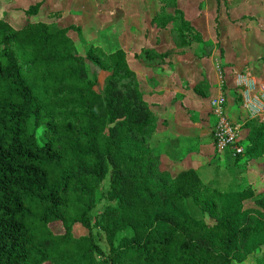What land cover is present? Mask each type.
<instances>
[{
	"label": "trees",
	"instance_id": "trees-1",
	"mask_svg": "<svg viewBox=\"0 0 264 264\" xmlns=\"http://www.w3.org/2000/svg\"><path fill=\"white\" fill-rule=\"evenodd\" d=\"M158 4L153 19L176 47L198 39L177 0ZM42 6L18 28L0 19V264H233L257 252L264 262V193L158 168L143 142L157 117L126 52L97 51L109 73L96 89L69 36L80 28L32 20ZM244 126L243 154L262 156L264 124ZM189 200L215 222L195 217Z\"/></svg>",
	"mask_w": 264,
	"mask_h": 264
},
{
	"label": "rangeland",
	"instance_id": "rangeland-1",
	"mask_svg": "<svg viewBox=\"0 0 264 264\" xmlns=\"http://www.w3.org/2000/svg\"><path fill=\"white\" fill-rule=\"evenodd\" d=\"M38 1H43V6L31 17L32 20L55 19L61 27L76 25L80 28L79 33L69 31V36L74 40L78 52L85 57L88 77L96 81L98 90L109 73L106 63L97 54L101 49L107 52L118 48L126 50L128 64L133 70L136 62L146 55L151 56V60L160 59L166 63L168 55L177 52L181 59H187L192 66L200 63L203 66L201 70L205 72L211 65V57L219 59V66L226 68L227 65L220 59L226 51L232 55L237 52L247 64L262 54L260 39L264 37V0H177L185 16L201 31L198 39L193 38L191 45L182 51L175 46L169 33L158 28V21L153 19L159 9L158 0H0V19L18 28L24 24V11ZM165 19L168 20L167 17ZM91 45H97L98 48H90ZM209 46L213 48L207 54L206 48ZM156 53H165L166 56L161 59ZM196 58L200 59L199 63ZM235 85L239 87L237 83ZM230 86L231 83H225V89ZM237 88H232L235 99L240 97ZM151 128L152 125L146 129L147 135L144 134L143 142L151 150L156 166L164 169L160 165L157 144L151 137ZM231 171L234 172L233 166ZM199 174L203 182L212 181L211 186L220 189L230 190L240 184L239 179H235L234 183L229 178L232 177L231 173L218 180L215 172L200 171ZM102 187H107V183L104 182ZM255 192L260 195L264 190L256 188ZM103 206L104 200L98 195L92 214L100 212ZM189 207L195 217H201L209 224L215 222L213 217L200 213L190 200ZM74 232L87 233V229L76 226ZM93 238L104 252L108 251L103 231L93 229ZM260 257V252H257L243 262L233 264H263Z\"/></svg>",
	"mask_w": 264,
	"mask_h": 264
},
{
	"label": "crops",
	"instance_id": "crops-1",
	"mask_svg": "<svg viewBox=\"0 0 264 264\" xmlns=\"http://www.w3.org/2000/svg\"><path fill=\"white\" fill-rule=\"evenodd\" d=\"M260 49L262 54L248 64L243 62L237 52L232 55L226 51L220 57L221 62L228 66L226 68L219 66V59L211 57V65L205 72L201 70L203 66L199 65L200 59L196 58L198 67L194 63L192 66L187 59H181L177 52L168 55L166 63L160 59L151 60L149 55L136 62L134 71L144 92V99L157 117L150 129L151 137L157 144L161 167L171 176L189 168L198 174L200 171L215 172L217 180L231 173L232 177L229 178L233 181L239 179L240 182L234 189L250 185L254 191L256 188L264 190V154L252 159L244 154L239 157L229 154L218 157L220 154L215 152L211 138L215 119L212 118L210 105L212 98L221 96L229 119L240 126L241 137L244 135L243 141H246L247 128L244 123L255 117L243 104L244 89L237 88L235 84L239 83V75H251L258 84L264 85L262 42ZM225 83H231V86L225 89ZM234 86L240 96L236 99L232 89ZM211 182L204 183L211 185Z\"/></svg>",
	"mask_w": 264,
	"mask_h": 264
},
{
	"label": "built area",
	"instance_id": "built-area-1",
	"mask_svg": "<svg viewBox=\"0 0 264 264\" xmlns=\"http://www.w3.org/2000/svg\"><path fill=\"white\" fill-rule=\"evenodd\" d=\"M238 82V86L244 89V106L252 117L264 124V85L258 84L251 75H239ZM210 105L215 119L211 131L215 152L220 155L229 154L231 157L243 155L245 142L240 134V126L229 119L223 98H212Z\"/></svg>",
	"mask_w": 264,
	"mask_h": 264
},
{
	"label": "water",
	"instance_id": "water-1",
	"mask_svg": "<svg viewBox=\"0 0 264 264\" xmlns=\"http://www.w3.org/2000/svg\"><path fill=\"white\" fill-rule=\"evenodd\" d=\"M212 48H213V46H212V47H211V46H209V47H207V48H206V52H207V54H210V52H211Z\"/></svg>",
	"mask_w": 264,
	"mask_h": 264
}]
</instances>
